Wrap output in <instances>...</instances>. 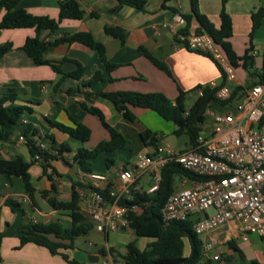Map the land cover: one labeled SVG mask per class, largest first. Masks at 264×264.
<instances>
[{"label":"crops","instance_id":"0c3cea01","mask_svg":"<svg viewBox=\"0 0 264 264\" xmlns=\"http://www.w3.org/2000/svg\"><path fill=\"white\" fill-rule=\"evenodd\" d=\"M62 1L18 0V6L31 15L57 20ZM75 1L84 12L82 19L62 20L56 30L41 34V39L49 45L44 58L56 65L58 71L50 64L36 65L21 50L24 41L35 36L33 29L0 30V46L11 45L0 58V97L12 91L16 98L14 104L31 109V112L24 113L23 118L37 135L40 138L50 136L56 145L64 144L68 149L51 160L45 171L38 162L30 166L28 174L34 189L33 202L25 191L22 178L0 174V264H70L62 255L76 264L101 263L105 260H111V264H124L121 257L126 253L127 244L133 242L138 249L143 250L151 240L137 238L130 229L103 234L96 232L91 225L85 235L74 238L72 242L49 237L67 247L59 249L57 255H51L46 248L32 243L19 247L18 230L26 223H58L62 228H69V211L54 208L49 201L70 202L74 188L79 196H89L88 188L77 185L74 187L77 182L89 186L95 184L100 190L107 189L108 195L115 194L114 200H129L132 193H148L153 184L151 169L138 174L130 184L123 183L118 176L122 171L132 168L139 155H152L157 145L166 143L165 137H177L174 134L175 126L168 125L172 123L145 109H132L135 120L129 122L101 94L159 93L174 105L175 98L181 91L185 93L184 104L187 109L196 100L197 92L202 87L211 84L219 86L222 83L220 71L209 57L178 45L173 36L171 25L174 17L191 15L190 0H147L143 11L119 5L115 0ZM197 8L198 13L214 28H219L222 0H197ZM259 8H264V0H228L224 4V11L231 21L232 37L229 42L232 50L237 57H241L251 47L249 55L252 57V70L258 73L264 71V20L253 33L251 41L248 36L252 25L251 14ZM2 14L3 12L0 13V18ZM162 24L170 27L163 28ZM104 27L122 29L124 43L107 35ZM184 27L185 24L179 28ZM198 29L199 24L192 17L188 33H195ZM77 32H87L96 42L101 43L105 48L107 61L116 67L108 72L97 53L81 44L51 45L61 37ZM139 47L159 60L167 72L155 67L138 50ZM78 65L82 68L78 79L64 77L74 72ZM237 69L241 68L235 70ZM96 73L100 74V80L89 84ZM256 81V78L249 77L244 70L239 73L235 71V79L228 86L232 90L236 87L241 90L227 105L237 104L243 90ZM44 84H48V87L44 88ZM222 106L226 104L214 103L208 109L223 108ZM83 107L100 111L105 123L120 133L130 145L129 148L98 155L89 162L90 173L82 172L74 157L79 149L90 151L98 143L109 140V135L99 119L86 112ZM50 123H59L65 127H73L74 123H79L90 130V136L87 141L79 142L53 128ZM143 131L154 135L157 140L155 147L144 146L140 139ZM18 137L19 130L0 145V158L14 160L19 156L30 163L28 149L25 143L18 141ZM172 146L179 151L191 148L189 142L184 148H179L176 144ZM105 160L109 162L106 164ZM90 174L101 175L105 180L92 182ZM179 179L181 184H187V187L190 185V180ZM177 190L180 189H175L174 192ZM7 199L19 203L22 212H12L5 205ZM78 207L91 224L84 213L83 200L79 199ZM134 211L137 214L142 212L140 208ZM126 231L130 233L125 235ZM139 239L147 240L143 249L137 245ZM203 241L211 243L212 254L220 257L219 261H213L203 256L211 264H245L246 257L251 253L263 254L260 240L249 235L243 241L237 223L233 221L210 231ZM237 242L246 245L240 248ZM250 264H264V261L253 260Z\"/></svg>","mask_w":264,"mask_h":264},{"label":"trees","instance_id":"16d2710c","mask_svg":"<svg viewBox=\"0 0 264 264\" xmlns=\"http://www.w3.org/2000/svg\"><path fill=\"white\" fill-rule=\"evenodd\" d=\"M115 1L119 5H126L136 10L143 11L147 0ZM227 1L228 0H222V9L219 15L220 25L219 28L216 29L204 16L198 13L197 0H190L191 15H182L185 21V27L182 28L181 31L183 33H188L191 19L194 17L199 24V29L196 33L206 32L220 48L224 57L234 70L236 68H241L249 77L256 78L257 81L252 83V85L260 83L264 80V71L258 73L252 70V57L249 55L251 47H249L241 57H237L232 50L229 42L232 37L231 21L230 17L224 11V4ZM1 12H3V14L0 18V30L33 29L35 36L27 38L21 50L36 65L50 64L55 71H58L57 66L44 58V52L49 45L44 43L41 39V34L44 31L56 30L62 20H80L84 15V12L80 9L75 0H63L60 3L57 20L31 15L18 6V0H0V13ZM262 20H264V8H259L256 12L251 14L252 25L248 36L250 41L253 33L258 29ZM104 32L112 38L118 39L121 43H124V33L122 29L117 27H104ZM71 43H78L95 51L108 72L116 67L107 61L104 46L96 42L87 32H77L63 36L51 45L55 46L58 44ZM10 48V44L1 45L0 58ZM138 50L155 67L166 71L164 65L143 47H139ZM196 53L205 55L211 59L206 53ZM216 66L220 71L222 83L213 88L209 85L202 87V95L197 97L193 104L187 109L184 104L185 93L181 91H179L175 98L174 105L159 93L141 94L136 92H114L101 94V96L109 100L116 110L121 112L123 117L129 122L135 120V116L131 112L132 109H145L155 112L163 120L171 122L175 126L174 134L176 136L182 134L186 135L190 146L193 147L196 137L200 132L201 124L205 120L203 116L204 112L214 103H220L222 105L230 103L241 90V88L236 87L232 91L231 97L227 102H218L215 99V92L225 84V76L220 67L217 64ZM81 73L82 68L78 65L74 72L66 74L64 77L78 79ZM98 80H100V74L96 73L89 84H93ZM15 100L16 98L12 91H8L0 97V145L7 142L14 132L19 130V135L24 138V143L30 154L31 161L27 163L19 156L14 160H4L0 158V174L6 177L15 176L22 178L25 191L33 202L34 189L30 184L28 174L30 166L38 162L43 171H45L49 167V162L51 160H54L57 155H60L68 149L64 144L56 145V142L50 136L40 138L29 124H22L21 120L24 113L31 112V109L25 105L14 104ZM83 109L89 114L96 116L109 135V140L98 143L92 150L86 151L84 149H79L77 151L74 161L82 172L90 173L91 169L89 167V162L98 155L110 153L118 149L129 148L130 145L120 133L105 123L100 111L88 107H83ZM50 125L63 134H66L69 138L79 142L87 141L90 136V130L79 123H74L73 127H65L59 123H50ZM140 139L146 147H155L157 141L154 135L149 131L141 132ZM39 143H43L45 146L47 145V148L44 150L40 149ZM108 162V160H105L106 164ZM174 176L186 180H193L196 178L191 173L183 170L179 165L169 162L160 170V182L155 192L151 194L145 192L132 193L129 200L117 199L116 203L119 206H125L130 209L128 212L129 228L133 231L134 235L137 238L151 240L143 250L138 249L133 242L127 244L126 253L121 257L124 264H211L209 260L203 259L202 243L192 231L194 219L188 218L185 221H174L166 226H163L160 221L159 209L167 197L174 192L172 188ZM76 185L80 188H88L90 191L98 192L104 199L110 202L113 201V198L109 197L107 189L100 190L99 188H93L78 182L74 184V187ZM79 199V194L74 188L70 202L53 203V201H49L52 207L63 208L69 211L71 226L69 228H62L58 223H49L46 225L39 223L23 224L18 230L19 247L32 243L46 248L51 255H57L59 249L67 247L60 242L50 240L49 237H54L60 241L72 242L74 238L85 235L91 229V224L88 223V220L79 210ZM5 205L12 212H22L21 205L11 199H7ZM132 207L140 208L142 212L137 214L135 211L131 210ZM185 241L189 244V252L187 255L184 254ZM62 258L70 264H76L73 261H69L64 255H62Z\"/></svg>","mask_w":264,"mask_h":264},{"label":"built area","instance_id":"2783aa9c","mask_svg":"<svg viewBox=\"0 0 264 264\" xmlns=\"http://www.w3.org/2000/svg\"><path fill=\"white\" fill-rule=\"evenodd\" d=\"M185 24L181 15L173 19L172 33L178 45L189 51L208 54L220 67L225 76V84L215 92L218 102H227L232 93L228 86L235 79V71L224 57L220 48L206 32L183 33ZM163 28L170 25L162 24ZM211 88L214 84L209 85ZM44 88L48 84H44ZM202 91L197 92V97ZM222 113L207 109L203 116L211 124H201L195 145L179 151L162 142L152 155H139L132 168L119 174L123 183H132L136 176L147 169L153 171L151 194L160 182V170L166 163H175L196 177L187 188L170 194L159 209L163 226L174 221H185L195 215L192 231L202 238V255L219 261L212 254V244L203 241L204 236L233 221L237 223L241 239L256 236L264 254V80L243 90L239 102ZM22 124L27 121L22 118ZM18 141L24 143L23 136ZM40 149H46L39 143ZM92 182L104 181L105 177L90 174ZM98 188L97 185H91ZM113 201L104 199L98 192L90 191L89 196L80 194L85 202L84 213L92 228L108 234L129 228L128 209ZM88 199V200H87ZM136 207H132L134 211ZM211 210V213L208 211ZM111 264V260L101 263Z\"/></svg>","mask_w":264,"mask_h":264},{"label":"rangeland","instance_id":"374dc122","mask_svg":"<svg viewBox=\"0 0 264 264\" xmlns=\"http://www.w3.org/2000/svg\"><path fill=\"white\" fill-rule=\"evenodd\" d=\"M236 72H241L242 70L240 69H237V70H235ZM234 103H236V102H234ZM235 105V104H234ZM223 108H219V107H213V109H211L212 111H214V112H218V113H222V112H224V111H226V110H230L231 109V107H228V105L226 104V106H222ZM205 124H211V120L209 119V118H205ZM168 125H170V126H172L173 124H168ZM165 139H166V143L167 144H169L171 147H173L172 145L173 144H176V146H178L179 148H184L187 144H188V139H187V137L186 136H184V135H181V136H177V137H174V136H171V137H165ZM175 141H176V143H175ZM175 147V146H174ZM187 187V184H181L180 183V179H179V177L178 176H174L173 177V181H172V188L175 190V189H184V188H186ZM209 213H211V210H209L208 211ZM192 219H194L195 218V215H193L192 217H191ZM130 232H128V231H126V234L125 235H128ZM198 238V240H200V241H202V238L201 237H197ZM147 240H145V239H139L138 240V243H137V245H138V247L139 248H144L145 246H144V244H146L145 242H146ZM237 244H238V246L240 247V248H242L243 247V245L245 246L246 244H240V243H238L237 242ZM188 252H189V244H188V242L187 241H185V246H184V254H188ZM247 259H245V264H250V262L251 261H253V260H256L257 262H262V261H264V255L263 254H260V253H258V252H253V253H251L250 255H248L247 257H246ZM252 258V259H251Z\"/></svg>","mask_w":264,"mask_h":264}]
</instances>
